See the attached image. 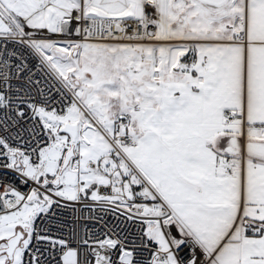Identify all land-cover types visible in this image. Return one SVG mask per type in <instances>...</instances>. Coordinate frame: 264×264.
<instances>
[{
  "label": "snow or ice",
  "instance_id": "obj_1",
  "mask_svg": "<svg viewBox=\"0 0 264 264\" xmlns=\"http://www.w3.org/2000/svg\"><path fill=\"white\" fill-rule=\"evenodd\" d=\"M0 264H264V0H0Z\"/></svg>",
  "mask_w": 264,
  "mask_h": 264
}]
</instances>
